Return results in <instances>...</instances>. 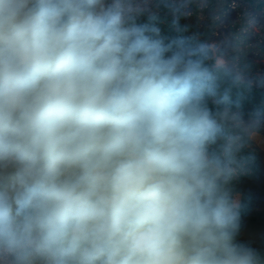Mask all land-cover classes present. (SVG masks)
<instances>
[{"label":"clouds","instance_id":"1","mask_svg":"<svg viewBox=\"0 0 264 264\" xmlns=\"http://www.w3.org/2000/svg\"><path fill=\"white\" fill-rule=\"evenodd\" d=\"M193 2L0 0V264H264L247 66Z\"/></svg>","mask_w":264,"mask_h":264},{"label":"rangeland","instance_id":"2","mask_svg":"<svg viewBox=\"0 0 264 264\" xmlns=\"http://www.w3.org/2000/svg\"><path fill=\"white\" fill-rule=\"evenodd\" d=\"M195 8L202 10V18L198 19L201 37L211 40L226 38L230 42L229 57H235L241 66H247L244 81L264 88V83L256 80L257 75L264 79V15L239 1L194 0L186 18L188 23ZM251 121L260 126L252 141L264 150V126Z\"/></svg>","mask_w":264,"mask_h":264},{"label":"trees","instance_id":"3","mask_svg":"<svg viewBox=\"0 0 264 264\" xmlns=\"http://www.w3.org/2000/svg\"><path fill=\"white\" fill-rule=\"evenodd\" d=\"M239 1L249 9L264 15V0H226ZM202 18V10L195 8L190 23L186 19L181 20V24L190 34H198V19ZM202 38V37H201ZM244 81L238 87H231L233 100L238 103L248 118L258 121L264 126V88ZM229 82L222 78V87H229ZM244 155L251 161L255 168V175L242 178L241 184L250 196L249 209L246 220L252 232L260 237H264V152L252 141Z\"/></svg>","mask_w":264,"mask_h":264},{"label":"crops","instance_id":"4","mask_svg":"<svg viewBox=\"0 0 264 264\" xmlns=\"http://www.w3.org/2000/svg\"><path fill=\"white\" fill-rule=\"evenodd\" d=\"M260 148V147H259ZM263 152H264V150L262 149V148H260Z\"/></svg>","mask_w":264,"mask_h":264}]
</instances>
